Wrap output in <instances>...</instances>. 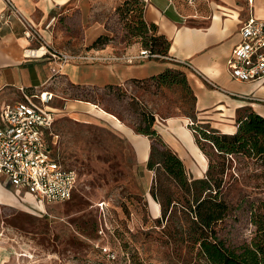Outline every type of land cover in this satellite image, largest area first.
<instances>
[{
	"label": "rangeland",
	"instance_id": "obj_1",
	"mask_svg": "<svg viewBox=\"0 0 264 264\" xmlns=\"http://www.w3.org/2000/svg\"><path fill=\"white\" fill-rule=\"evenodd\" d=\"M97 6L90 14L73 6L68 17L49 30L48 42L58 49L88 48L86 38L93 26L112 41L128 42L129 30L117 7ZM62 87L63 97L94 103L135 131L142 111L155 115L154 128L164 122L160 117H189L192 131L198 121L196 97L186 83L167 86L148 79L105 89L70 83ZM64 101L58 97L53 102L60 136L54 151L65 165L77 170L78 185L69 200L45 203L20 190L16 194L20 201L0 205V264H187L184 259L192 255L166 232L165 221L158 219L161 213L154 214L155 171L139 160L124 129L115 127L109 116V120L77 119L65 110ZM203 144L218 160L211 144ZM229 158L224 186L233 209L218 227L228 243L240 245L256 229L251 207L258 209L264 201V162L244 155ZM0 180L15 189L5 176L0 175ZM103 201L104 211L98 206Z\"/></svg>",
	"mask_w": 264,
	"mask_h": 264
},
{
	"label": "crops",
	"instance_id": "obj_2",
	"mask_svg": "<svg viewBox=\"0 0 264 264\" xmlns=\"http://www.w3.org/2000/svg\"><path fill=\"white\" fill-rule=\"evenodd\" d=\"M13 1L42 30L47 39H52L49 30L45 29V24L52 16H57V24L68 17L67 13L73 6L80 10L82 8L84 14H90L95 12L97 5L111 9L127 0ZM140 1L144 2L145 20L155 24L157 33L170 40L168 55L173 59L155 57L133 64L123 61L69 62L63 68L62 83L55 85L48 84L53 64L49 58L26 54L30 42L24 35L22 23L16 17H0V115L5 106L23 99V90L31 92L35 87L53 89L58 95L56 98H64L65 110L77 119L109 120L107 116L111 117V123L115 127H122L133 141L139 160L143 163H147L151 152L152 140L149 136L136 132L94 103L63 97L62 86L70 83L88 89L123 87L151 79L168 69H175L184 72L196 97L199 122L210 124L222 133H235L239 119L248 112L264 116V101L259 100L264 99V79L246 82L236 80L227 66L234 47L241 40L240 28L243 22L250 15L264 18V0ZM6 7V0H0V15L6 14ZM89 32L86 38L90 40L88 48L62 50L108 54L138 53L141 48L139 42L119 44L112 40L93 46V42L105 33L98 26H93ZM241 95H251L255 99ZM160 118L164 122L158 120L156 129L164 141L182 158L188 173L194 174L192 178L204 177L209 167V158L200 147L194 131L188 126L189 117L174 115ZM17 191L20 190L8 187L0 180V205L18 199ZM151 203L155 216H158L161 205L153 196Z\"/></svg>",
	"mask_w": 264,
	"mask_h": 264
},
{
	"label": "trees",
	"instance_id": "obj_3",
	"mask_svg": "<svg viewBox=\"0 0 264 264\" xmlns=\"http://www.w3.org/2000/svg\"><path fill=\"white\" fill-rule=\"evenodd\" d=\"M126 21L130 40L139 42L152 52L168 54L170 40L157 33V26L144 17V2L127 0L117 7ZM107 34L100 35L93 46L108 42ZM159 85L187 83L184 72L168 69L154 76ZM140 82V81H136ZM136 125L138 133L151 138V152L147 167L155 171L151 194L161 205L160 221L178 247L190 253L193 264H264V201L257 209L251 207V220L256 227L249 241L240 245L228 243L219 232V225L232 211L225 193L224 176L229 157L244 155L264 162V116L248 112L239 119L235 133H222L199 121L192 129L197 141L209 157V167L204 177H190L182 158L174 152L154 128L155 115L146 111ZM203 142L211 144L218 160L205 149Z\"/></svg>",
	"mask_w": 264,
	"mask_h": 264
},
{
	"label": "built area",
	"instance_id": "obj_4",
	"mask_svg": "<svg viewBox=\"0 0 264 264\" xmlns=\"http://www.w3.org/2000/svg\"><path fill=\"white\" fill-rule=\"evenodd\" d=\"M6 5V14L0 17H16L22 23L24 35L30 42L26 54L48 57L53 63L49 85L62 83L63 68L69 62L123 61L133 64L155 57L173 59L145 46H141L138 53H73L58 49L48 42L42 30L21 12L13 0H6ZM56 20L57 16H52L45 29L51 30ZM240 34L241 40L227 61L231 76L244 82L264 79V18L250 15L243 22ZM22 93L21 101L1 110L0 175L5 176L15 189L26 190L45 203L69 200L78 185L79 173L65 165L54 151L60 139L55 130L57 112L53 107L58 95L53 89L42 87H35L31 92L23 90ZM241 96L255 99L251 95ZM106 205V201L98 204L102 211ZM105 251L110 253L108 248Z\"/></svg>",
	"mask_w": 264,
	"mask_h": 264
},
{
	"label": "bare ground",
	"instance_id": "obj_5",
	"mask_svg": "<svg viewBox=\"0 0 264 264\" xmlns=\"http://www.w3.org/2000/svg\"><path fill=\"white\" fill-rule=\"evenodd\" d=\"M27 52L29 53L30 51L29 50H27ZM1 261V260H0Z\"/></svg>",
	"mask_w": 264,
	"mask_h": 264
}]
</instances>
